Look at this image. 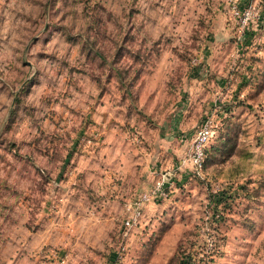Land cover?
<instances>
[{
  "label": "rangeland",
  "instance_id": "rangeland-1",
  "mask_svg": "<svg viewBox=\"0 0 264 264\" xmlns=\"http://www.w3.org/2000/svg\"><path fill=\"white\" fill-rule=\"evenodd\" d=\"M181 259L264 264V0H0V264Z\"/></svg>",
  "mask_w": 264,
  "mask_h": 264
},
{
  "label": "built area",
  "instance_id": "built-area-1",
  "mask_svg": "<svg viewBox=\"0 0 264 264\" xmlns=\"http://www.w3.org/2000/svg\"><path fill=\"white\" fill-rule=\"evenodd\" d=\"M245 23V20H243ZM213 134L212 121L210 118H205L195 131L192 141L189 159L192 168L197 172H201L205 161V148L209 138ZM165 178L157 180L155 184L148 190L141 192L137 198L125 207V217L122 222L124 230L129 231L135 228L142 217L144 206L156 199L165 200L168 196L166 192Z\"/></svg>",
  "mask_w": 264,
  "mask_h": 264
},
{
  "label": "trees",
  "instance_id": "trees-1",
  "mask_svg": "<svg viewBox=\"0 0 264 264\" xmlns=\"http://www.w3.org/2000/svg\"><path fill=\"white\" fill-rule=\"evenodd\" d=\"M206 148H207V146H206ZM206 148H205V161H204V164H205V162H206ZM179 264H189L188 262H185V261H183V259H181L180 261H179Z\"/></svg>",
  "mask_w": 264,
  "mask_h": 264
}]
</instances>
